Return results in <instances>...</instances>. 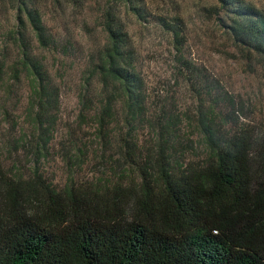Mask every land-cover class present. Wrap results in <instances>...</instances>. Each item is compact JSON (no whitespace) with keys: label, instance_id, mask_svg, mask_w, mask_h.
Returning <instances> with one entry per match:
<instances>
[{"label":"trees","instance_id":"trees-1","mask_svg":"<svg viewBox=\"0 0 264 264\" xmlns=\"http://www.w3.org/2000/svg\"><path fill=\"white\" fill-rule=\"evenodd\" d=\"M14 1L19 57L11 66L0 57V88L9 71L12 86L23 75L27 78V116L37 133V151L46 150L57 129L61 90L45 56L36 50L60 43L35 0ZM112 2L101 16L106 41L92 56L82 103L91 108L89 79L96 76L100 109L95 116L103 138L115 130L122 105L127 127L123 157L129 167L109 184L99 178L64 188L36 168L28 177L0 169V264H264V149L254 157L248 130L229 126L235 118L220 107L226 94L210 102L200 98L194 117L184 118L164 106L149 117L145 80L123 17L132 12L146 20L148 12L143 0ZM219 3L229 15L234 41L257 53L264 64V9L244 0ZM157 21L172 34L178 59L193 83L207 80L185 58L183 19L161 15ZM62 51L67 53V45ZM185 119L196 129L193 134H201V160H187L195 140L182 128ZM145 125L153 141L146 151L137 144Z\"/></svg>","mask_w":264,"mask_h":264},{"label":"rangeland","instance_id":"rangeland-1","mask_svg":"<svg viewBox=\"0 0 264 264\" xmlns=\"http://www.w3.org/2000/svg\"><path fill=\"white\" fill-rule=\"evenodd\" d=\"M264 9V0H244ZM44 23L59 40L58 48L37 49L60 87V111L57 129L46 150L38 149L37 133H32L27 116L29 84L23 75L20 83L0 88V169L9 176L28 177L34 171L52 181L58 188L67 184L97 181L109 184L119 180L129 167L124 161L123 139L127 127L119 104L115 130L101 137L95 113L100 109V84L96 76L89 79L88 96L92 106L85 109L82 95L86 92L87 75L98 48L106 41L100 26L102 13L112 0H83V6L70 2L35 0ZM14 0H0V57L13 65L19 57L16 34L17 14ZM148 12L140 20L132 12H124L128 30L138 57V70L145 80L148 116L154 118L164 106L185 117H194L200 98L210 102L226 94L220 107L235 119L233 130L246 128L253 140V156L264 149V64L254 51L237 44L228 27L229 15L219 0H143ZM161 15H179L184 21V55L203 76L197 83L182 66L172 34L157 23ZM29 34H31L28 24ZM37 43V42H36ZM67 45L64 53L62 46ZM11 86V92L8 91ZM211 87V95L207 93ZM86 114V115H84ZM113 124V125H114ZM184 132L195 140V149L187 160L205 157L200 132L187 124ZM148 125L137 133V144L146 151L152 143ZM41 151V152H40Z\"/></svg>","mask_w":264,"mask_h":264}]
</instances>
